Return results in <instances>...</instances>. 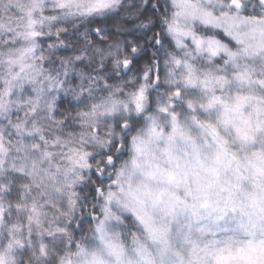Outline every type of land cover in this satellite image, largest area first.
I'll use <instances>...</instances> for the list:
<instances>
[{
	"label": "snow or ice",
	"instance_id": "6c2138e0",
	"mask_svg": "<svg viewBox=\"0 0 264 264\" xmlns=\"http://www.w3.org/2000/svg\"><path fill=\"white\" fill-rule=\"evenodd\" d=\"M0 264H264V0H0Z\"/></svg>",
	"mask_w": 264,
	"mask_h": 264
},
{
	"label": "clouds",
	"instance_id": "9594fccd",
	"mask_svg": "<svg viewBox=\"0 0 264 264\" xmlns=\"http://www.w3.org/2000/svg\"><path fill=\"white\" fill-rule=\"evenodd\" d=\"M129 76H131V73H129ZM125 79H127V77H125ZM96 153H97V162H99L101 159H103V153L104 152H107L108 149L104 148V149H101V148H97L95 149ZM111 169H109L110 171ZM92 180H95V177H91Z\"/></svg>",
	"mask_w": 264,
	"mask_h": 264
},
{
	"label": "trees",
	"instance_id": "16d2710c",
	"mask_svg": "<svg viewBox=\"0 0 264 264\" xmlns=\"http://www.w3.org/2000/svg\"><path fill=\"white\" fill-rule=\"evenodd\" d=\"M112 31L114 32L115 30L113 29ZM146 47L148 48V55H151V51H152V49H151L150 47H148V46H146ZM143 58H146V57H143ZM143 58H142V59H143ZM61 106H62V107L66 106V101L63 102V103L61 104Z\"/></svg>",
	"mask_w": 264,
	"mask_h": 264
}]
</instances>
